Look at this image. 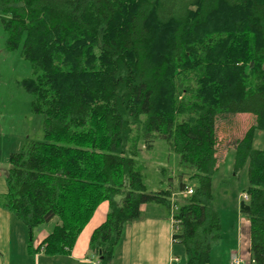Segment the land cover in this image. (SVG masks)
Here are the masks:
<instances>
[{
	"label": "trees",
	"instance_id": "trees-1",
	"mask_svg": "<svg viewBox=\"0 0 264 264\" xmlns=\"http://www.w3.org/2000/svg\"><path fill=\"white\" fill-rule=\"evenodd\" d=\"M0 24L6 50L21 45L33 68L21 85L43 118V140L9 155L2 203L30 235L56 218L38 249L68 253L107 201L88 251L111 264L125 225L153 203L173 216L184 264H209L216 120L246 113L254 123L234 144L235 167L248 166L240 211L250 264H264V144L253 148L264 133V0H0ZM134 126L144 148L160 137L194 170L190 195L178 181L173 212L170 188L148 191L136 167Z\"/></svg>",
	"mask_w": 264,
	"mask_h": 264
},
{
	"label": "rangeland",
	"instance_id": "rangeland-1",
	"mask_svg": "<svg viewBox=\"0 0 264 264\" xmlns=\"http://www.w3.org/2000/svg\"><path fill=\"white\" fill-rule=\"evenodd\" d=\"M5 38L6 33L0 24V119H2V123H4L3 118L4 121L9 120L11 126H15L17 133L21 129L25 132L24 134L21 133V137H19V147L16 150L19 152L26 143L43 140V118L41 114L32 111L31 100L33 97L21 85L23 79L33 76V68L22 56L21 45L15 50H6ZM253 123L254 117L246 113L221 115L216 120L217 164L216 170L211 175V199L209 205L218 213L220 230L217 239L211 243L209 264L227 263L232 251H235L239 244L244 245L248 241L247 229L243 228L242 224H239L238 219L240 204L246 201L244 195L249 185L248 166L235 167L234 144L242 138L245 131ZM139 132H141L140 128L134 126L130 137L131 139L129 140L130 145L135 142L139 148L135 157L136 167L142 173L148 191L170 188L169 199L171 211L173 212L177 209L175 201L181 196L176 192L178 181L181 179L188 186H195L197 179L191 176L194 174V170L183 167L179 163V155L160 137L153 139L150 149L144 148L141 145L140 139L137 138L139 137ZM263 144L264 133L263 131H257L253 141V148L260 149ZM11 145L14 147L15 142ZM5 147L7 150L10 149L7 145ZM1 160L4 162L0 164L2 168L0 171L3 174V171H7L6 169L8 168V155L6 158L5 156L1 158ZM165 210L162 204L155 205L150 203L145 216L165 214ZM54 223L55 221L52 219L43 226L44 228H52ZM170 228L171 235L177 231L175 220L173 221V225H170ZM144 229L140 228V232ZM144 232L142 233L144 234ZM158 233H160V240L156 238L153 245L139 248L137 251L134 250L133 252L136 251V256L144 259H148L150 257L149 255L156 256L155 258L159 260V264H165L169 259V264H184V245L172 240L171 237L169 243L167 241L163 242L162 232L156 230V234ZM35 236L36 233H34L32 239ZM126 241V233L124 235L123 232L115 249L114 258H118L117 256L121 252H124V250L128 251L129 255L131 254V235L129 236V242ZM35 253V251H32L27 256L28 259H32V262L33 260L36 261L35 259L39 257L40 259L48 257L45 254L38 256L39 251L37 255ZM56 256L59 258L63 255H53L52 257ZM87 256L92 258L94 262L97 261L89 251ZM234 260H238V258L233 257L229 263ZM117 264H120V262L118 261Z\"/></svg>",
	"mask_w": 264,
	"mask_h": 264
},
{
	"label": "crops",
	"instance_id": "crops-1",
	"mask_svg": "<svg viewBox=\"0 0 264 264\" xmlns=\"http://www.w3.org/2000/svg\"><path fill=\"white\" fill-rule=\"evenodd\" d=\"M3 122L5 124L2 123V119H0V164L4 163L1 158L4 156L6 158L8 155L9 167V155L12 152H17L16 150L19 147V137H21V133L24 134L25 132L21 129L22 131L18 130L19 133H17L15 126H11L9 120L4 121L3 118ZM14 142L15 145L13 147L11 144ZM5 145L10 149L7 150ZM1 169L0 166V170ZM1 173L2 172L0 171V264H33L34 262L35 264H94L97 262H94L92 258L87 256L89 240L93 230L105 219L109 210V203L107 201H102L98 204L89 221L78 234L68 253L62 254L63 256L59 258L57 256L52 257L53 255L45 254L48 257H44V259H40L39 257L38 259H35L36 261L33 260L32 262V259L27 258L28 254L30 255L32 251H35L36 255L39 251L38 256L44 254L42 248L38 249V246L52 228H44V226H41L40 228H36V231H34V229L30 235L26 224L20 221L13 212L2 203V198L6 196L8 190L6 171H3V174ZM149 204L150 203L143 204L140 208V217L127 223L123 229L124 235L126 233V242H129V236L131 235V256L128 251L124 250V252H121L120 255L117 256L118 258L113 257L111 264H117L118 261L120 264H159V260H156L155 258L156 256L149 255L150 257L148 259H144L135 254L137 249L153 245L156 238L160 240V233L156 234V230L162 232L163 242L167 241L169 243V240L172 239L170 225H173V216L169 214L167 210H165V214L145 216ZM52 219L55 222L57 221L56 218L55 220L54 218ZM238 219L239 224H242V227L247 229L248 241L244 243V245L239 244L238 248L235 251H232L229 261L235 257L238 258L240 262L239 264H250L249 217L240 211ZM140 228H145L143 230L145 231L144 234L142 233L143 231L140 232ZM134 232L135 234L133 235ZM34 233H36V236L32 239ZM134 250L136 251L133 252ZM169 260L166 261L165 264H169ZM229 261L225 264H230Z\"/></svg>",
	"mask_w": 264,
	"mask_h": 264
},
{
	"label": "built area",
	"instance_id": "built-area-1",
	"mask_svg": "<svg viewBox=\"0 0 264 264\" xmlns=\"http://www.w3.org/2000/svg\"><path fill=\"white\" fill-rule=\"evenodd\" d=\"M192 187L191 186H188L185 191L181 192L180 194L182 196H187V195H190L192 193ZM245 199H247V195L245 194L244 195ZM94 264H98V262H95ZM230 264H239V261L238 260H234L233 262H230Z\"/></svg>",
	"mask_w": 264,
	"mask_h": 264
},
{
	"label": "water",
	"instance_id": "water-1",
	"mask_svg": "<svg viewBox=\"0 0 264 264\" xmlns=\"http://www.w3.org/2000/svg\"><path fill=\"white\" fill-rule=\"evenodd\" d=\"M240 209H248V206L244 205V202H241Z\"/></svg>",
	"mask_w": 264,
	"mask_h": 264
}]
</instances>
